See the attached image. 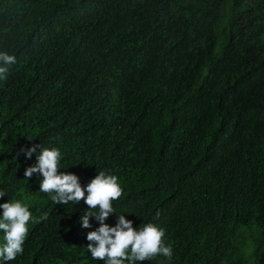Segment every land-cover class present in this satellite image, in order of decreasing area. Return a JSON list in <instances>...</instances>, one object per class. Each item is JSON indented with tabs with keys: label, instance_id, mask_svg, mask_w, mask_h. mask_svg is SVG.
Segmentation results:
<instances>
[{
	"label": "trees",
	"instance_id": "obj_1",
	"mask_svg": "<svg viewBox=\"0 0 264 264\" xmlns=\"http://www.w3.org/2000/svg\"><path fill=\"white\" fill-rule=\"evenodd\" d=\"M0 51V203L32 213L0 264H104L88 206L25 179L33 145L82 186L118 178L110 227L165 229L171 260L136 264H264V0H0Z\"/></svg>",
	"mask_w": 264,
	"mask_h": 264
},
{
	"label": "clouds",
	"instance_id": "obj_2",
	"mask_svg": "<svg viewBox=\"0 0 264 264\" xmlns=\"http://www.w3.org/2000/svg\"><path fill=\"white\" fill-rule=\"evenodd\" d=\"M16 62L13 55L0 51V65H10ZM7 67L0 66V76L6 78ZM39 151L37 152V149ZM26 158L31 159L35 153V163L26 167L25 179L33 174L42 177L39 181V191L49 194L55 204L67 205L69 202L78 204L83 201L88 207L80 218L84 228H90V218L95 217L100 226L87 233V250L94 260L104 264H136L151 259L157 255L171 260L173 249L163 240L165 229L154 223H145L138 228L125 215L117 216V223L110 227L106 218L115 209L112 202L121 197L122 188L115 175L99 171L87 185L82 186L77 175L59 171L62 154L59 148L33 145L21 148ZM0 191V198L5 196ZM0 232L3 233V243L0 244V259L15 260L18 254H23L25 238L28 234V222L32 219L29 207L20 200H8L0 203ZM159 215V214H157ZM46 218V216L44 217Z\"/></svg>",
	"mask_w": 264,
	"mask_h": 264
}]
</instances>
